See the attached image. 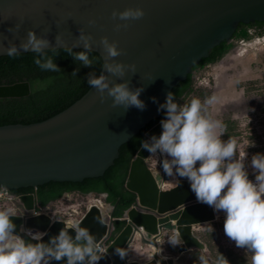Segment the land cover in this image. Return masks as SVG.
I'll list each match as a JSON object with an SVG mask.
<instances>
[{"label": "water", "instance_id": "95a60500", "mask_svg": "<svg viewBox=\"0 0 264 264\" xmlns=\"http://www.w3.org/2000/svg\"><path fill=\"white\" fill-rule=\"evenodd\" d=\"M130 7L143 9L144 16L114 31L113 25L120 21L111 18L112 11ZM90 19L96 23L90 25ZM262 22L264 0H0V35L7 38L5 45L9 40L19 44L32 29L38 36L48 30L53 44L59 33L63 45L53 46L73 47L78 29H83L91 34V47L101 57L100 72L113 82L129 80L130 88L143 87L139 99L145 104L143 110L114 107L112 98L105 94L101 102L96 90L89 87L77 101L46 120L0 126V193L44 191L57 184L84 186L104 180L115 172L122 148L162 116L158 107L165 102L166 94L175 95L207 65L213 53L228 46L243 28ZM16 24L20 25L18 30L7 31ZM102 36L117 42L123 54L114 59L135 64V74L126 71L119 78L103 70L104 53L99 45ZM73 50H83L82 45ZM25 53L31 52L18 54ZM5 57L12 56L0 50V58ZM30 93L29 82L0 85V99L24 98ZM161 131L159 122L147 131V139L159 136ZM152 156L141 148L132 163L127 188L138 198L125 214L127 226L113 241L115 219L109 223L98 206H91L81 219V226L87 227L107 251L99 264H174V260L160 254L159 241L166 231L180 235L183 242L179 255L205 250L195 229L215 221L218 213L197 202L184 179L166 189L165 183L172 177L166 176L160 165L161 172L150 167ZM21 200L32 214L35 197L24 195ZM10 219L16 225V234L26 241L30 238L20 232L21 226L46 232L44 242L57 235L66 222L53 221L47 215ZM139 235L144 244L158 250L148 262L131 258L130 250ZM117 248L123 250V259L114 254Z\"/></svg>", "mask_w": 264, "mask_h": 264}, {"label": "clouds", "instance_id": "9594fccd", "mask_svg": "<svg viewBox=\"0 0 264 264\" xmlns=\"http://www.w3.org/2000/svg\"><path fill=\"white\" fill-rule=\"evenodd\" d=\"M143 16L144 11L139 7L113 10L111 18L123 22L115 23L113 29L120 31L128 26L129 21L139 20ZM88 23L94 25L96 21L90 19ZM19 27L16 24L7 31L14 32ZM78 31L79 36L73 47L53 46H62L63 41L57 33L53 44L48 39V30L38 36L29 29L26 39L19 44L9 40L5 45L7 38L0 35V50L8 56H16L21 51L33 52L36 54L34 63L42 71L59 72L60 68L48 51L65 48L75 61L84 67H92L93 60L88 53L93 51V38L83 29ZM78 45H82L83 50L74 52L73 49ZM99 45L104 53V71L119 78H123L126 71L136 73L135 64H124L114 59L123 54L116 41L102 36ZM72 75L76 76V71ZM50 83L51 80L38 81L37 87L44 88ZM87 83L96 90L101 102L106 94L112 98L114 107L145 108L144 102L139 99L143 87L130 88L129 80L122 79V82L117 83L110 81L103 72L97 75L96 71H92L87 74ZM152 100L156 102L155 98ZM214 102L215 97L207 98L203 103L194 97L180 104L173 93L168 92L165 102L158 107V111L164 112V118L160 121L162 131L159 136L153 135L142 140L141 148L157 158L166 176L186 180L197 202L223 213L224 234L236 247L250 253V264H264V154L252 155L250 165L255 177L250 180L244 163L246 151L237 153L236 141L232 138L222 140L224 124L208 115V106ZM14 216L17 215L13 207L0 209V264H52V261L99 264L107 256L106 249L97 242L96 236L87 227L81 226L82 220L63 222L64 227L57 235L49 237L47 242L43 241L46 232L21 226L20 232L30 238L26 241L22 235L16 234V225L10 219ZM69 230L74 232V236ZM169 243L175 246L178 240L173 237ZM114 254L121 259L125 255L119 248L114 250ZM199 261L200 264H210L205 254L199 256ZM212 264H229V261L219 254Z\"/></svg>", "mask_w": 264, "mask_h": 264}, {"label": "rangeland", "instance_id": "374dc122", "mask_svg": "<svg viewBox=\"0 0 264 264\" xmlns=\"http://www.w3.org/2000/svg\"><path fill=\"white\" fill-rule=\"evenodd\" d=\"M194 97L199 98L202 103L207 98L215 97V102L208 106V115L224 124L222 140L232 138L236 141L237 153L246 151L245 167L249 179L254 180L251 157L256 153L264 154V31H255L254 27L243 28L230 43V49L224 57L203 66L194 75L192 89L179 103H187ZM149 165L153 169L158 168L155 156L149 160ZM178 182L175 178L166 189L176 187ZM99 203L109 206L102 195H66L51 210L57 219L81 220L91 206ZM112 213L106 218L109 223L113 219ZM217 213L215 221L195 229L194 234L205 244V250L194 249L179 255L183 242L180 235L166 231L159 241L160 254L174 260V264L181 260L184 264H192L193 253L205 254L212 264L219 254L228 258L231 251L236 256L244 257L247 264H250V253L236 247L224 234V215L222 212ZM173 237L178 240L175 246L169 243ZM157 253L155 247L142 242L141 236L130 250L131 258L141 262L150 261ZM186 255L189 256L185 258Z\"/></svg>", "mask_w": 264, "mask_h": 264}, {"label": "trees", "instance_id": "16d2710c", "mask_svg": "<svg viewBox=\"0 0 264 264\" xmlns=\"http://www.w3.org/2000/svg\"><path fill=\"white\" fill-rule=\"evenodd\" d=\"M254 25L248 26L253 27ZM246 28V27H245ZM258 31H264V22L258 23ZM230 44L213 53L207 64L215 63L226 55ZM82 51V50H73ZM48 55L53 56L54 63L60 68L59 72H45L34 63L36 54L25 53L18 56L0 58V85H11L18 82H29L31 93L24 98L0 99V126L10 124H32L46 120L59 113L75 101H77L89 85L87 74L96 71L99 74L102 66L98 53L89 52V58L93 60L92 67H84L79 61H75L67 50H49ZM78 69V71H77ZM76 71V76H73ZM51 80L44 88H38L37 82ZM194 76H192L174 95L176 102L192 89ZM164 118L162 116L153 120L121 150L115 172L102 181L84 186H72L57 184L44 191L37 190L38 201L42 206H48L52 202L62 199L66 194L82 195H108L106 202L114 206L113 218L116 230L111 241L127 226L124 220L125 214L137 202V194L127 188L133 161L141 149L142 140L147 139V131ZM34 190L15 191V194L29 193ZM227 260L229 264H247L244 257L236 256L229 251ZM189 255L184 256L185 258ZM199 254H192V264H199ZM184 260V259H183ZM178 261L177 264H184ZM186 264V263H185Z\"/></svg>", "mask_w": 264, "mask_h": 264}, {"label": "built area", "instance_id": "2783aa9c", "mask_svg": "<svg viewBox=\"0 0 264 264\" xmlns=\"http://www.w3.org/2000/svg\"><path fill=\"white\" fill-rule=\"evenodd\" d=\"M254 30L257 31L255 28ZM24 195H33L35 197V207L33 209L32 214H30V211L25 208L24 203L21 200V197ZM102 196L105 198V200L108 197V195H102ZM102 202L103 201H101V203ZM56 203L57 201L50 203L48 206H42L38 201L37 190H34L33 192L21 193V194H15L13 192L0 193V209H4L6 207H13L15 209L16 215L21 216L25 219L32 216L47 215L53 221H55L57 219L56 214L51 209ZM109 206H111V204H109ZM36 213H38V215H35Z\"/></svg>", "mask_w": 264, "mask_h": 264}, {"label": "bare ground", "instance_id": "6f19581e", "mask_svg": "<svg viewBox=\"0 0 264 264\" xmlns=\"http://www.w3.org/2000/svg\"><path fill=\"white\" fill-rule=\"evenodd\" d=\"M155 171H157V172H161V170L160 169H158V168H156V169H154ZM175 178H177L178 180H179V182H180V178L179 177H172V180L170 181V182H172V181H174V179ZM170 182H166L165 183V187L167 188V185L170 183ZM178 182V183H179ZM169 187V186H168ZM95 206H98L101 210H102V213H103V216L105 217V218H107V216H110V214H111V212H112V207L111 206H106V205H102L101 203H99V204H96ZM139 237H140V235L138 236V238L137 239H139ZM142 237V236H141ZM158 251V250H157ZM156 255V254H155ZM154 255V256H155ZM153 256V257H154Z\"/></svg>", "mask_w": 264, "mask_h": 264}, {"label": "flooded vegetation", "instance_id": "af4514ba", "mask_svg": "<svg viewBox=\"0 0 264 264\" xmlns=\"http://www.w3.org/2000/svg\"><path fill=\"white\" fill-rule=\"evenodd\" d=\"M256 30H258L256 27H258V24H255L254 26H253Z\"/></svg>", "mask_w": 264, "mask_h": 264}]
</instances>
